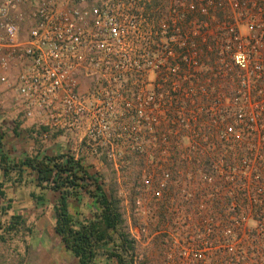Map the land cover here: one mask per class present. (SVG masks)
Instances as JSON below:
<instances>
[{
	"label": "built area",
	"instance_id": "2783aa9c",
	"mask_svg": "<svg viewBox=\"0 0 264 264\" xmlns=\"http://www.w3.org/2000/svg\"><path fill=\"white\" fill-rule=\"evenodd\" d=\"M0 83V107L45 112L43 137L78 131L117 168L125 152L151 168L182 259L236 250L215 213L264 238V0H0Z\"/></svg>",
	"mask_w": 264,
	"mask_h": 264
},
{
	"label": "trees",
	"instance_id": "16d2710c",
	"mask_svg": "<svg viewBox=\"0 0 264 264\" xmlns=\"http://www.w3.org/2000/svg\"><path fill=\"white\" fill-rule=\"evenodd\" d=\"M18 127L19 123L13 129L16 135L20 134ZM35 133L42 135V131H31L32 135ZM100 153L107 165L108 175L91 172L84 157L77 156L71 150L52 155L38 152L13 158L6 143V131L0 124V197L7 198V184H33L41 193H33L32 196L43 205L48 202L47 191L56 194L57 200L53 205L54 230L65 248L80 264H149L147 256L141 252L139 239L132 232V225L138 226L139 219L148 206L147 225L153 226L155 241L170 245L169 234H163L168 228L175 226L173 215L169 211L170 199L156 197L146 202L147 197L143 191L147 188L144 171L152 173L151 168L142 165L137 172L132 170V164L117 168L106 149H101ZM183 166L185 169L190 168L185 162L182 163L181 167ZM200 168L202 175L212 174L209 161L203 162ZM118 172L126 173L125 176L132 181L129 189L132 216L128 212L127 199L120 194ZM161 174L162 169L155 172L154 186H158ZM85 197L91 199V216L72 210V202L81 204ZM214 200L219 202L218 199ZM9 207H5V210ZM213 217L220 223L216 230L217 240H240L235 251L216 247L214 258L217 259V264H259L257 251L263 248L264 238L258 230L252 227L246 231L247 236L244 235L241 228L235 226L241 218L240 214L215 213ZM262 217L255 216L254 219L258 221ZM22 229L31 231L26 226V218L20 213L12 214L0 225V240L6 241L7 237L19 235ZM167 244L166 247H169Z\"/></svg>",
	"mask_w": 264,
	"mask_h": 264
},
{
	"label": "rangeland",
	"instance_id": "374dc122",
	"mask_svg": "<svg viewBox=\"0 0 264 264\" xmlns=\"http://www.w3.org/2000/svg\"><path fill=\"white\" fill-rule=\"evenodd\" d=\"M46 119V114L44 111H41ZM20 110V104L17 98H5L4 107H0V124L4 127L6 131L7 140L9 143L17 135L14 134L13 129L18 125V131L24 134V138L31 137L32 135L27 134V130L21 126L24 119ZM34 124V130L38 131L35 126H40L42 122ZM24 130V131H23ZM65 136L69 140V134L75 135V140H72L70 148H72L74 153L78 156H83L85 163L89 166L91 172H101L108 175L107 165L101 158V153L95 154L88 147V144L81 140L82 133L78 131L74 132H64ZM72 135V136H73ZM38 142L41 140H49V137L45 138L42 135L33 134ZM12 137V138H11ZM24 143H27V139L23 140ZM148 145V142L145 141ZM44 144V143H43ZM10 155L16 157V153L13 148H10ZM26 145V144H25ZM81 145V146H80ZM126 158L123 162L127 165H134L132 170L140 171L141 166L143 165L141 161L135 160L133 155L129 152H125ZM126 173L118 172V179L121 183V196L125 197L126 204L130 205V191L129 189L132 186V181L125 176ZM125 176V177H124ZM151 189V188H149ZM5 190L7 191V198L3 199L0 197V225L1 223L6 222L12 214H23L26 218V226L31 228V231L27 229H22V232L19 235H14L12 237H7L6 241L0 240V264H80L78 259L70 252L65 249L63 243L59 240L58 235L54 230L55 224V213L53 210V205L57 200V195L51 191L46 192V197L48 202L46 204H40L39 201H36L33 198L32 194H40L41 191L37 189L33 184L27 186H13L12 184L5 185ZM145 191V189L143 190ZM151 193L145 194L147 199L146 202L150 201L151 198H156L155 194ZM91 199L85 197L84 201L79 204L77 201L72 202V210L74 212H82L87 216H91ZM173 204H169V207ZM11 206V207H9ZM5 207H9L8 210H5ZM128 212L131 214V207H128ZM141 215L137 225H132V232L138 236V239L141 244V252L145 254L149 260V264H198L197 262L187 261L182 259L180 255L179 248H173L172 238L170 243L167 244L169 247H166V244L157 243L154 239L155 231L152 230V225H147L148 223V213L149 209L146 206V210ZM131 224H133L131 220ZM146 224V231L141 232V228ZM251 226L255 225L254 221H250ZM151 231L152 232L151 234ZM1 232V231H0ZM171 234L174 231L170 230ZM167 234L168 233H163ZM40 245V247H39ZM39 247V248H38ZM168 248V250L166 249ZM38 249V250H37ZM189 251L190 248H187ZM37 250V251H35ZM35 251V252H34ZM213 257V256H212ZM210 258V261L202 262L203 264H217ZM46 260L49 262L46 263ZM201 263V264H202Z\"/></svg>",
	"mask_w": 264,
	"mask_h": 264
},
{
	"label": "crops",
	"instance_id": "0c3cea01",
	"mask_svg": "<svg viewBox=\"0 0 264 264\" xmlns=\"http://www.w3.org/2000/svg\"><path fill=\"white\" fill-rule=\"evenodd\" d=\"M3 89H4V85L2 83H0V92L3 91ZM20 110L22 111L21 115H23L22 118L24 119L21 126L27 130V134H29V133L31 134V131L34 130V128H33L34 124L44 120L43 118H45V116L43 115V113L41 111L36 110V109L32 110L30 114L27 111H23L21 108H20ZM23 133H26V132H23ZM23 133H20L15 138H13V140L10 143H9V140H7V136H6V143H7V145L10 144V148L14 149V152L16 153L17 158H22L25 155H28V154L32 155V154H36L38 152H41L42 154L46 153V154L52 155L55 153H62V152H66L68 150H73L72 148H70L71 142H69V140L70 141L75 140V135H73V134H69V138H68L69 140H66L67 139L65 137V136H67L66 134H64L63 132H55L54 134L51 135L49 140H47V141L45 140L44 142L41 140L40 142H38L32 134H31L32 136L30 138L29 137L24 138ZM24 139L25 140L27 139V143H24V141H23ZM8 147H9V145H8ZM13 158H15V157H13ZM39 247H40V245H39ZM37 250H35V251H37ZM67 251H69V250H67ZM47 262H49V261L46 260V263Z\"/></svg>",
	"mask_w": 264,
	"mask_h": 264
}]
</instances>
